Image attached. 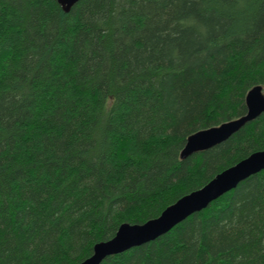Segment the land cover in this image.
Masks as SVG:
<instances>
[{"label":"trees","instance_id":"1","mask_svg":"<svg viewBox=\"0 0 264 264\" xmlns=\"http://www.w3.org/2000/svg\"><path fill=\"white\" fill-rule=\"evenodd\" d=\"M264 0H0V264H79L264 150ZM100 264H264V169Z\"/></svg>","mask_w":264,"mask_h":264},{"label":"water","instance_id":"2","mask_svg":"<svg viewBox=\"0 0 264 264\" xmlns=\"http://www.w3.org/2000/svg\"><path fill=\"white\" fill-rule=\"evenodd\" d=\"M68 12L79 0H57ZM245 115L223 122L220 125L199 130L191 134L181 151V158L207 150L241 129L247 122L264 112V93L261 85L252 87L246 95ZM264 169V150L252 153L237 164L217 174L202 188L195 190L167 207L162 214L143 224L123 223L116 235L95 245L93 254L79 264H100L107 256L118 254L135 246L155 240L178 223L207 207L212 201L235 188L245 178Z\"/></svg>","mask_w":264,"mask_h":264},{"label":"bare ground","instance_id":"3","mask_svg":"<svg viewBox=\"0 0 264 264\" xmlns=\"http://www.w3.org/2000/svg\"><path fill=\"white\" fill-rule=\"evenodd\" d=\"M263 93H264V92H263ZM246 112H247V111H246ZM245 114H246V113H245ZM245 114H244V115H245ZM242 116H243V115H242ZM240 117H241V116H240ZM238 118H239V117H238ZM235 119H237V118H235ZM187 139H188V138H187ZM185 144H186V143H185ZM182 150H183V149H182ZM169 231H170V230H169Z\"/></svg>","mask_w":264,"mask_h":264}]
</instances>
